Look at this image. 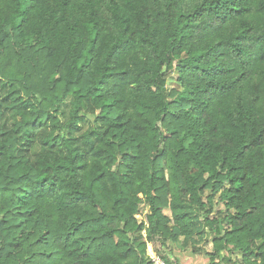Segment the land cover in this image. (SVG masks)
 Masks as SVG:
<instances>
[{
	"label": "trees",
	"instance_id": "obj_1",
	"mask_svg": "<svg viewBox=\"0 0 264 264\" xmlns=\"http://www.w3.org/2000/svg\"><path fill=\"white\" fill-rule=\"evenodd\" d=\"M178 243L264 264V0H0V264Z\"/></svg>",
	"mask_w": 264,
	"mask_h": 264
},
{
	"label": "rangeland",
	"instance_id": "obj_2",
	"mask_svg": "<svg viewBox=\"0 0 264 264\" xmlns=\"http://www.w3.org/2000/svg\"><path fill=\"white\" fill-rule=\"evenodd\" d=\"M179 87L180 86H179L178 82L176 81L175 77L169 81V88L170 89H179ZM63 111L65 112L66 115L62 116L61 120H62L63 124H66V122L68 120V114H69V110H68L67 105L63 106ZM88 118H89V120L93 119V122H94V117L92 114H89ZM219 208H222V205H217V200H215L214 216L216 215V211ZM148 213H149V209L147 208L144 210L143 217H144V215H146ZM168 215H170L169 212H168ZM140 218H142V217H140ZM207 232H209V231L207 230ZM201 247L206 252L212 251L210 242H203L201 244ZM159 248L160 247L158 245L155 246V250H158ZM161 252L163 254L167 255L171 260H173L172 262H175V260H176L179 262V264H210L207 255H205L204 253L201 255H196L192 252L191 246L184 248L180 245V243L176 244L175 246L170 245V246L166 247L165 249H162ZM151 255H153V254L148 252L149 258Z\"/></svg>",
	"mask_w": 264,
	"mask_h": 264
},
{
	"label": "built area",
	"instance_id": "obj_3",
	"mask_svg": "<svg viewBox=\"0 0 264 264\" xmlns=\"http://www.w3.org/2000/svg\"><path fill=\"white\" fill-rule=\"evenodd\" d=\"M150 258L153 264H167L161 257L151 255Z\"/></svg>",
	"mask_w": 264,
	"mask_h": 264
},
{
	"label": "water",
	"instance_id": "obj_4",
	"mask_svg": "<svg viewBox=\"0 0 264 264\" xmlns=\"http://www.w3.org/2000/svg\"><path fill=\"white\" fill-rule=\"evenodd\" d=\"M92 120V122H93V119H91Z\"/></svg>",
	"mask_w": 264,
	"mask_h": 264
}]
</instances>
